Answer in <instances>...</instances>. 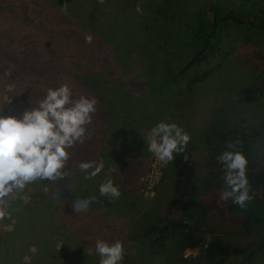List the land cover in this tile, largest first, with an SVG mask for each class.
Listing matches in <instances>:
<instances>
[{"label": "rangeland", "instance_id": "1", "mask_svg": "<svg viewBox=\"0 0 264 264\" xmlns=\"http://www.w3.org/2000/svg\"><path fill=\"white\" fill-rule=\"evenodd\" d=\"M253 1L88 0L89 5L94 6L92 9L95 10V14L93 13V16L81 14L83 17L80 26H71L69 23L73 20H69V23L66 21L71 18L70 13L65 11L64 14L58 11L59 2L55 3L57 9L38 0H0V10L3 14L8 13L6 17L9 25L15 22L16 17L22 25L32 17L43 15L49 19L48 28L58 30L60 35L68 39L73 38V35L82 39L79 47L78 44H71L62 38L63 40L58 41V48L54 49L59 56L57 63H49L57 69L56 76L61 78L57 80L54 76L56 80L54 82L59 84V81L69 82L70 86L76 88V93L79 87L83 88L84 90L80 92L90 98H96L97 105L105 107L101 129L107 131L111 129L115 131L114 134H119L129 127L136 129L139 135H144L155 124L165 121L176 123L190 136L186 150L167 165H162L159 161L154 164L153 154L147 151L146 160L135 159L128 175L121 174L123 179L122 176L112 172L111 179L122 193L115 203L117 202L120 210H123L126 201L130 205L136 202L135 209L138 211L136 222L142 219L140 221L142 224L150 220L151 215L156 217L165 213L166 203L171 199L186 198L208 202L216 196L219 198L224 180L220 178L219 171L222 168L216 162V157L226 149V142L238 139L227 131L234 126L256 129L264 124L262 83L264 69H259L250 63L252 56H259V47L264 38L259 40L256 35L247 33L242 26L223 24L218 31L219 37L213 53L183 70L195 50L192 41L194 32L189 30V26L193 27L199 20L211 18V12L205 11V2L213 5L218 12L233 8L243 14V12L253 13L250 11L251 8L260 7L254 6ZM137 5H140L143 14L137 13ZM261 7L264 12V4ZM79 8L77 7V11L73 14L82 13L85 9ZM17 9L20 12H17ZM72 9L74 10V7ZM44 10L49 13L44 15ZM153 20L155 21L152 22ZM184 21L187 22L188 27L185 26ZM27 27L29 28L28 25ZM10 28L7 26L9 31ZM144 32L146 35H143ZM88 36L92 37L91 42H87ZM116 43L118 45L115 46ZM56 60L57 57L54 58V62ZM73 65H81L82 71L76 73L71 69ZM145 72L153 79L147 80L150 86H159L165 81L167 87L151 92L152 96L143 98L144 94L113 84L114 82L108 81L105 77L107 73L122 78L127 75L139 77V73ZM49 75L53 76V74ZM40 76L47 77L43 74H39ZM145 80L142 78L139 81L146 83ZM2 81L7 84L0 99L9 102L13 98L11 94L13 85L11 80ZM247 87L262 88V92L251 101H246L244 90ZM138 100L140 103L136 106ZM122 102L127 103L126 107ZM124 109L128 114L137 113L135 119L138 118V121L136 119L134 124L123 121L120 112ZM141 109L144 111V115L141 114L142 118ZM147 111L149 113L145 114ZM145 122L151 124H143ZM92 129H97V126ZM248 142L251 144L252 158L248 162L246 174L252 172V166L258 168L264 164V135L259 139H249ZM120 143L123 149L125 139H121ZM140 145L142 149L143 144ZM109 174H106L108 178ZM160 175V181L157 182ZM61 192L58 182L47 181L44 184H29L23 191L9 194L7 200L23 202L38 198L45 205L55 201L56 207L62 206L73 212L72 201L62 205V202L57 200L61 197ZM129 204L126 206L129 207ZM223 205L225 208L221 207L219 200L216 202L219 208L214 210L215 214L225 212L233 216L230 223L226 222L222 225L220 217L212 220V224L218 226L215 236L232 245H242L255 239L257 237L255 232L251 235L238 232L240 228L238 216L242 215L240 209H233L230 213L225 203ZM121 218L122 216L113 219L112 225L109 221H103V224H110L108 231H111L113 226L118 228L116 224L120 223ZM1 219L3 218H0V232L12 234L14 221L3 222ZM120 226L124 227L123 224H119ZM117 231L120 235L118 240L123 242L126 252L123 264H138L136 243L129 240L122 229ZM257 231L259 232V229ZM60 244L61 242H58L57 246ZM197 254L196 249L183 250L184 257H194ZM23 260L27 261L28 257L25 256ZM239 261L240 258L232 257L228 264H239ZM247 264H264V254H257Z\"/></svg>", "mask_w": 264, "mask_h": 264}, {"label": "trees", "instance_id": "2", "mask_svg": "<svg viewBox=\"0 0 264 264\" xmlns=\"http://www.w3.org/2000/svg\"><path fill=\"white\" fill-rule=\"evenodd\" d=\"M38 1L56 8L58 6L59 9H57L61 13L69 12L71 18H66V21L68 23L69 20L76 21L75 23H69L71 26H80L83 17L81 14L91 16H93V13L95 14V10L92 9L94 6H90L88 0ZM58 2L59 5L56 6L55 3ZM252 4L260 7H254L257 9L256 12H254V8H251L250 11L253 13L243 12L242 14L233 8L218 12L213 5L205 2V11L211 12L210 19L199 20L193 27L184 21L185 26H189V30L194 32L192 41L195 50L184 65L183 70L213 53L216 40L219 37L217 36L218 31L223 24L242 26L247 33L256 35L259 40L264 38L262 37L264 36V12L261 7L264 2L254 0ZM62 7L63 11L61 10ZM77 7H84L85 9L82 13L73 14L77 11ZM16 11L20 12L19 9ZM47 12L49 13V11L44 10V15ZM6 14L8 13L4 12L3 14L0 10V95L7 84L2 83V80H11L13 98L9 102H3L0 99V109H4L6 115L20 116L23 111L30 107L29 101L31 106L34 107L44 98L48 88H56L65 83L70 84L65 81H59L60 84L54 82L56 81L54 76L58 72L50 63L55 64L58 61L59 56L54 51L59 46L58 41L63 38L71 44H78L80 47L82 39L75 35H73V38L68 39V37L60 35L58 30L48 28L49 19L43 15L32 17L22 25L16 17L15 22L9 25ZM79 17L80 19H77ZM7 26L11 27L10 31ZM143 35H146L145 32ZM257 43L259 42L257 41ZM42 48L45 50H42ZM259 52V56L251 57L250 63H253L259 69H264V40L259 47ZM56 57L57 60L54 62ZM80 67L81 65H73L71 69L78 73L82 71ZM39 74L47 75V77H39ZM49 74H53V76L51 77ZM105 77L108 78V81L114 82L113 84L144 94L143 98L144 96H152L151 92L163 90L167 87H165V81L159 86H150L147 80L153 79L146 72L144 74L139 73V77L127 75L122 78L113 76L111 73L105 74ZM142 78L146 79V83L139 81ZM57 80H61V78L57 77ZM262 83L264 87V78ZM70 87L76 95L84 94L80 92L83 88L79 87L76 93V88L73 85ZM261 90L262 88L258 87L245 88L244 99L251 101L258 96L259 92H262ZM139 103L138 100L136 106ZM122 105L126 107L127 103L122 102ZM103 108L105 107H97L92 123L88 126V138L85 142L76 144L69 149L71 156L65 168V177L53 180L58 182L60 190H62L61 197L57 198L58 201L62 202V205L68 201L73 202L75 197L87 198L91 201L88 210L76 213L62 206L56 207L54 205L55 201L49 205L42 204V201L38 198L23 202L8 199V214L1 220L3 222L4 220L6 222L13 220L14 222L12 223V234L0 232V264H99V258L96 257L94 251L95 241L97 239L109 242L118 240L120 237L118 229H122L127 234L128 239L136 243L135 252L138 256V264H228L232 257L240 258L239 264H247L257 254H264V164L258 168L252 166V172L246 174L250 185V195L253 198L247 203L245 209L233 204L231 200L221 201L220 195L219 198L216 196L208 202L174 198L167 201L165 213L160 214V216L151 215L150 220L145 223L141 224V219L138 223L135 221L131 227L126 228L119 227L117 223L118 228L113 226L112 230L108 231L112 225V220L121 215H113L112 211H116L115 209H111L112 211L104 209L106 202L114 204L116 207L119 205L117 202L115 203L116 200L109 201L108 198L100 197L99 185L104 182L103 179L108 178L106 174L113 170L112 167L107 165L108 153H113L114 150L119 151L120 147L117 150L116 143L110 144L107 142V139H105L106 129L100 128L103 124L101 123L103 115L105 116V109ZM148 113L147 111L145 114ZM135 114L137 113L128 114L125 109L120 112L123 121L127 123L130 121L132 124L136 119L138 121V118L135 119ZM141 114L144 115L142 109L140 116ZM146 123L151 124V122L143 124ZM94 126H97V129H92ZM128 129L130 128L128 127ZM227 133H231L242 142L239 150L245 154L249 162L252 154H250L251 144L248 140L259 139L264 135V124L256 129L234 126L229 128ZM227 133L225 136L228 135ZM82 161L102 162L104 170L97 176L85 180L83 178L84 174L78 168V164ZM117 162H119V159H117ZM119 168L129 169L131 166H115L114 169ZM221 170L219 175L223 180L224 172ZM46 182L36 181L32 185ZM218 200L222 208L225 203L230 213L233 209H240L242 215L238 216L240 218L239 233L243 232L246 235H251L255 232L257 237L242 245H232L215 236L218 226L213 225L212 220L220 217L222 225L226 222L230 223L231 216H233L225 212H219V215L215 214L214 210L219 208L216 206ZM103 221H109L111 225L103 224ZM258 229L259 232H256ZM58 242H61L60 246H57ZM30 248L32 249L30 250ZM186 249H196L198 254L194 257H184L183 250ZM25 256L28 257L27 261L23 260Z\"/></svg>", "mask_w": 264, "mask_h": 264}, {"label": "clouds", "instance_id": "3", "mask_svg": "<svg viewBox=\"0 0 264 264\" xmlns=\"http://www.w3.org/2000/svg\"><path fill=\"white\" fill-rule=\"evenodd\" d=\"M63 11V7L61 8ZM138 14H143L137 5ZM92 37L86 38L91 42ZM96 98L76 95L67 83L48 88L44 98L23 111L20 116L6 115L0 109V218L8 214L7 197L23 191L36 181L63 179L71 153L69 149L83 144L88 138V126L96 112ZM190 136L176 123L160 121L147 133L148 152L162 165H167L183 153ZM240 140L226 142V149L216 162L224 172L220 200L228 201L241 209L252 200L246 175L248 159L239 150ZM84 179L89 180L104 170V164L82 161L78 164ZM121 191L111 178L99 185L100 197L118 200ZM91 201L74 198L72 209L76 213L88 210ZM207 247V245H205ZM99 264H123L126 255L123 242L97 239L94 245ZM91 254V252H90Z\"/></svg>", "mask_w": 264, "mask_h": 264}, {"label": "crops", "instance_id": "4", "mask_svg": "<svg viewBox=\"0 0 264 264\" xmlns=\"http://www.w3.org/2000/svg\"><path fill=\"white\" fill-rule=\"evenodd\" d=\"M106 135H105V139H107V142H109L110 144H112V141H114L115 146H117V150L118 147H120L119 151L114 150L113 153H108L107 158H108V162L107 165L109 167H112V171H109L110 173V178L111 175L113 174L112 172H115L118 176H125L128 175L130 168H119V169H114L115 166H126L128 167V165L132 166L133 162L135 159L137 158H145L146 160V154H147V146L145 144L146 138H147V134L144 133V135H139L138 132L136 131V129H123L121 133L119 134H114L115 131L109 129L108 131H105ZM119 135L122 137L121 139H125V145H124V150L121 149L120 146V140L117 137H119ZM137 136V138H136ZM126 137V138H125ZM104 139V140H105ZM143 142V143H142ZM118 144V145H117ZM143 144V148L141 149V145ZM140 145V147H138ZM117 159H119V162H117ZM144 160V161H145ZM132 171V170H131ZM122 174V175H121ZM122 176V179H123ZM105 177V176H104ZM103 177V178H104ZM105 181V179H103ZM107 198V197H105ZM109 202L105 203V207L104 209L106 210H110L111 209H115L116 211H112L113 215H120L122 214V218L120 219V223L119 224H123L124 227H131L132 223H134L136 221V215L138 213V211L135 209L137 207V203H131V205L129 204V202H125L123 210H120V206L116 207L114 204H107ZM127 204H129L130 206H126ZM133 208H132V207ZM128 208V209H127ZM126 215V216H125ZM125 216V218L123 217ZM129 224V225H128Z\"/></svg>", "mask_w": 264, "mask_h": 264}, {"label": "built area", "instance_id": "5", "mask_svg": "<svg viewBox=\"0 0 264 264\" xmlns=\"http://www.w3.org/2000/svg\"><path fill=\"white\" fill-rule=\"evenodd\" d=\"M153 162H154V164H155V163H158V160H156V158H155V157H153ZM161 174H162V173H161ZM160 178H161V175H160V177L158 178L157 182H159V181H160Z\"/></svg>", "mask_w": 264, "mask_h": 264}]
</instances>
